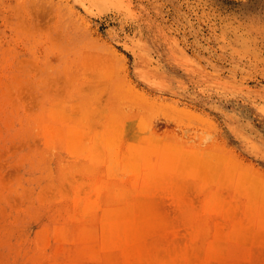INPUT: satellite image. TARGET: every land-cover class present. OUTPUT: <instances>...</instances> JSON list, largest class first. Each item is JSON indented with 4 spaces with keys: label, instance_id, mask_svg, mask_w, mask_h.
Listing matches in <instances>:
<instances>
[{
    "label": "rangeland",
    "instance_id": "1",
    "mask_svg": "<svg viewBox=\"0 0 264 264\" xmlns=\"http://www.w3.org/2000/svg\"><path fill=\"white\" fill-rule=\"evenodd\" d=\"M0 264H264V0H0Z\"/></svg>",
    "mask_w": 264,
    "mask_h": 264
},
{
    "label": "bare ground",
    "instance_id": "2",
    "mask_svg": "<svg viewBox=\"0 0 264 264\" xmlns=\"http://www.w3.org/2000/svg\"><path fill=\"white\" fill-rule=\"evenodd\" d=\"M110 0H103V2L108 3Z\"/></svg>",
    "mask_w": 264,
    "mask_h": 264
}]
</instances>
